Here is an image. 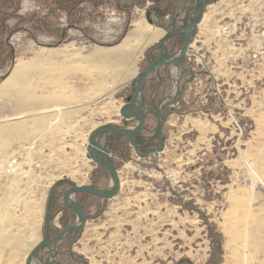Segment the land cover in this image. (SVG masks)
<instances>
[{
	"label": "rangeland",
	"instance_id": "1",
	"mask_svg": "<svg viewBox=\"0 0 264 264\" xmlns=\"http://www.w3.org/2000/svg\"><path fill=\"white\" fill-rule=\"evenodd\" d=\"M192 3L173 20L151 13L154 24L151 1L130 12L114 1L97 12L85 3L73 26L63 11L50 15L52 34L8 20L14 58L0 69V264H26L30 247L76 223L62 199L68 187L110 188L109 173L87 156L89 134L111 119L123 125L117 114L130 102L132 79L164 51L159 40L145 45L148 35L132 40L134 73L125 82L130 67L108 53L136 23L164 33L182 25ZM34 13L48 11L23 1L18 15ZM205 14L182 62L194 76L164 67L142 89L147 109L167 106L164 151L141 156L126 137L102 139L122 184L111 199L75 195L87 221L58 244L61 263L264 264V0H211ZM182 36L166 42L171 55ZM19 63L25 72L9 78ZM156 126L149 114L142 135ZM147 142L141 153L157 146Z\"/></svg>",
	"mask_w": 264,
	"mask_h": 264
},
{
	"label": "water",
	"instance_id": "2",
	"mask_svg": "<svg viewBox=\"0 0 264 264\" xmlns=\"http://www.w3.org/2000/svg\"><path fill=\"white\" fill-rule=\"evenodd\" d=\"M199 6V14L197 16L189 17V11L186 13L184 18L181 20L182 25L174 27L171 31H167L164 37L159 41L160 48L164 53L156 60H154L145 71L135 77L132 82V96L128 105V108H121V118L123 120V127L121 129L111 128L107 125H101L91 131L88 137V158L94 161L98 167L107 171L111 176L112 182L108 189H100L92 185H72L66 189L63 194V203L67 208L73 210L77 215V221L73 225L64 227L55 237L48 239L46 237L30 251L27 256L26 264H33L34 260L38 261L39 264H64L56 259L58 252V244L68 234L79 233L83 230L87 218L83 207L76 201H70V195L86 193L102 199H111L120 190L121 181L118 170L116 168L114 159L111 156L109 150L105 149L101 145L102 139L105 138H120L126 137L128 141L133 145L135 151L141 156H147L152 153H161L165 149V139L163 136L164 126L167 122L169 113H165L167 106L162 109L158 107H152L147 109L142 96V89L147 81L148 76L155 70L164 67H179L182 72L190 73L194 76V72L189 71L183 67L182 62L185 57L191 53L190 47L192 45L193 36L196 29L199 28L205 19V0H195ZM147 20L150 24H154V20L151 18V12L146 13ZM182 34L185 37L183 47L178 51L177 55H171L169 47L166 42L172 37ZM192 81V78L185 81L179 95L185 89V85ZM176 98L174 99V102ZM154 115L157 118V126L155 133L152 137L147 138V145L153 141L157 142V146L148 149L146 152H140V141L146 139L142 132L146 129V121L148 115ZM138 121L136 125H131L133 122ZM144 144V143H143ZM43 249L49 251L48 256L45 259L39 258V252Z\"/></svg>",
	"mask_w": 264,
	"mask_h": 264
},
{
	"label": "trees",
	"instance_id": "3",
	"mask_svg": "<svg viewBox=\"0 0 264 264\" xmlns=\"http://www.w3.org/2000/svg\"><path fill=\"white\" fill-rule=\"evenodd\" d=\"M23 1L25 0H0V69L5 68L14 58V49L8 38L12 33V29L7 22L11 18H17L19 22H31L36 30L52 34L57 29L54 28L53 22L49 21L50 15L53 16L57 11H63L69 19L68 24L73 26L76 23L75 20H77L75 18L80 20L78 12L82 10L80 7L85 3L90 4L92 12H97L99 7L114 1L117 9L130 12L134 6H144L146 1H151L153 3L151 7L152 14H157L160 18L170 15L171 20L175 19L178 11L186 3V0H128L125 3H122V0H31L40 3V8H45L48 14L41 17L38 13H34L31 17L23 18L18 15ZM205 2V5H207L211 0H205ZM162 26L167 30L173 28L172 23H165ZM63 36H66V29L63 30ZM180 38L184 44V37ZM219 245H221V241ZM210 263L214 264L211 260Z\"/></svg>",
	"mask_w": 264,
	"mask_h": 264
},
{
	"label": "bare ground",
	"instance_id": "4",
	"mask_svg": "<svg viewBox=\"0 0 264 264\" xmlns=\"http://www.w3.org/2000/svg\"><path fill=\"white\" fill-rule=\"evenodd\" d=\"M198 14H199V6H198L197 2L195 0H193V3L191 5L190 11H189V17L192 18L193 16H197ZM164 35H165L164 31H162L161 29L154 28L150 25L144 26L141 23H136L135 29L131 33L128 34V36L124 39L123 43L120 46L116 47L115 50H110V52L108 54L116 58V60L118 61V66L119 65L126 66V68L128 66L130 67V70L125 72V74L122 75V78H120L121 82H125V81L129 80L133 76V73H134V71L132 70V67H134L135 62L132 59L133 53H131V52L136 50L137 48L135 47L136 49L134 48L132 50V46L130 45V42L132 40H136L138 42V41L142 40V38L147 36L148 42L145 43V45L151 44L155 41H158V40L160 41L164 37ZM26 68L27 67L25 66V64H22V63L16 64V66H15L14 70L12 71L11 75L9 76V78H14L19 74H23L25 72ZM135 77L132 79V82L135 79ZM124 107H125V109H127L128 105H126ZM102 113L107 114L108 112L105 110H102ZM120 114H121V108L118 110L117 116H119ZM116 122L117 121H115L114 119H111V120L106 121V123L103 125H107L111 128L121 129L123 127V125H117ZM135 122L138 123V121H135ZM101 125L102 124L96 125V126H94L93 129H95ZM87 153H88V151H87ZM74 197H75L74 194L70 195V197H69L70 201H74ZM33 248L30 247L28 249L27 253H30V251ZM35 261L36 260H34V262ZM34 262H33V264H34ZM36 262H38V261H36Z\"/></svg>",
	"mask_w": 264,
	"mask_h": 264
},
{
	"label": "flooded vegetation",
	"instance_id": "5",
	"mask_svg": "<svg viewBox=\"0 0 264 264\" xmlns=\"http://www.w3.org/2000/svg\"><path fill=\"white\" fill-rule=\"evenodd\" d=\"M147 140H148V139L146 138V139L140 141V145L143 144V143H145ZM43 250H44V249H43Z\"/></svg>",
	"mask_w": 264,
	"mask_h": 264
},
{
	"label": "crops",
	"instance_id": "6",
	"mask_svg": "<svg viewBox=\"0 0 264 264\" xmlns=\"http://www.w3.org/2000/svg\"><path fill=\"white\" fill-rule=\"evenodd\" d=\"M196 31H197V30H196ZM28 254H29V253H28ZM28 254H27V255H28ZM25 263H26V259H25Z\"/></svg>",
	"mask_w": 264,
	"mask_h": 264
}]
</instances>
